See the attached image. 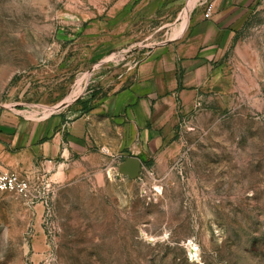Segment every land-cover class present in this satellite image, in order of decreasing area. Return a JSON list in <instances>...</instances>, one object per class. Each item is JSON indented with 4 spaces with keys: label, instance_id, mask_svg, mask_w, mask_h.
Returning a JSON list of instances; mask_svg holds the SVG:
<instances>
[{
    "label": "rangeland",
    "instance_id": "rangeland-1",
    "mask_svg": "<svg viewBox=\"0 0 264 264\" xmlns=\"http://www.w3.org/2000/svg\"><path fill=\"white\" fill-rule=\"evenodd\" d=\"M201 2L0 0V122L128 87ZM223 65L222 89L138 178L121 157L74 176L42 167L34 203L0 191V264H264V0Z\"/></svg>",
    "mask_w": 264,
    "mask_h": 264
},
{
    "label": "crops",
    "instance_id": "crops-1",
    "mask_svg": "<svg viewBox=\"0 0 264 264\" xmlns=\"http://www.w3.org/2000/svg\"><path fill=\"white\" fill-rule=\"evenodd\" d=\"M206 1L213 2L209 17ZM258 1L203 0L186 17L178 13L171 36L148 52L134 81L88 109L0 122V159L29 178L44 166L74 176L130 155L142 166L167 159L180 115L222 89L223 62Z\"/></svg>",
    "mask_w": 264,
    "mask_h": 264
},
{
    "label": "built area",
    "instance_id": "built-area-1",
    "mask_svg": "<svg viewBox=\"0 0 264 264\" xmlns=\"http://www.w3.org/2000/svg\"><path fill=\"white\" fill-rule=\"evenodd\" d=\"M212 8L213 2L206 1V17H209ZM0 191L12 193L27 203H34L39 197L35 192L32 179L18 171L10 169L1 159Z\"/></svg>",
    "mask_w": 264,
    "mask_h": 264
},
{
    "label": "water",
    "instance_id": "water-1",
    "mask_svg": "<svg viewBox=\"0 0 264 264\" xmlns=\"http://www.w3.org/2000/svg\"><path fill=\"white\" fill-rule=\"evenodd\" d=\"M142 169V160L134 155L125 157L118 166L119 172L130 179L138 178L142 172Z\"/></svg>",
    "mask_w": 264,
    "mask_h": 264
}]
</instances>
